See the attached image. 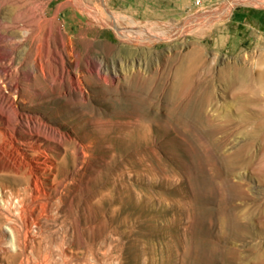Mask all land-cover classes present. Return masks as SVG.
I'll list each match as a JSON object with an SVG mask.
<instances>
[{"label": "rangeland", "instance_id": "rangeland-1", "mask_svg": "<svg viewBox=\"0 0 264 264\" xmlns=\"http://www.w3.org/2000/svg\"><path fill=\"white\" fill-rule=\"evenodd\" d=\"M0 74V130L56 159L26 229L0 171V264L25 234L51 264H264V0H0Z\"/></svg>", "mask_w": 264, "mask_h": 264}, {"label": "bare ground", "instance_id": "bare-ground-1", "mask_svg": "<svg viewBox=\"0 0 264 264\" xmlns=\"http://www.w3.org/2000/svg\"><path fill=\"white\" fill-rule=\"evenodd\" d=\"M2 77H3V74L2 75L0 74V78H2ZM47 79L48 78L46 77V75L43 72L34 73L32 75L31 85L36 87L37 85H39L37 83H39L40 81L42 82V85H44L45 84L44 81ZM45 86H46V84L43 87H45ZM70 89L77 92L78 94H80L79 97H81L83 95L82 91L76 87H72ZM70 93H71V91H70ZM21 98H22V96H21ZM80 99H82V98H80ZM21 100L23 102L24 98H22ZM11 103H13V101H11ZM11 103L8 104L9 105L8 111L13 112V115L17 114L18 112L16 111L17 110L16 106L11 104ZM18 117L22 118V115L18 114ZM24 117L26 119L27 127L29 128L31 135L34 138H40L42 127L47 128L46 123H44L45 121L41 120L42 118L39 119V118H36V116L34 117V115H29V116L25 115ZM1 118H3V117H1ZM1 128H3V127H1ZM6 131H7V129H6ZM45 135L47 137L53 138L52 135H49V134H45ZM17 140L18 139H16L10 132H8V131L3 132L0 130V152L3 153V155H4V158H3L4 163H2V162L0 163V171L11 172L15 176L21 177L25 181V187L22 188V190H19V191L17 190V191L11 192L12 197H14V198L19 197V204L21 205V208L18 209L19 210L18 216H14L12 213L8 212L7 214L9 216V218H7V219L11 218L13 220L15 219L18 221L23 220L24 221V227L26 229L28 227V224L30 223V221L33 220L31 210L27 214V207L29 206V204L31 205V203L34 201V199H37L36 189L42 181L39 177V173L46 170V169L52 168L54 166L56 159L54 157H52V155H50L45 149H43V144L41 142L33 141V142H31V145L28 146L29 147V150L27 151L28 153L25 154V155L30 156L31 159H30V162H26L24 155L22 156V154L20 153V150L16 146ZM15 200H18V199H15ZM42 212H44V211H42ZM38 216H43V215H42V213L39 212ZM33 224H35V223H33ZM16 233L18 234V232H16ZM22 235H24V234H22ZM22 239L23 240H20L18 238L17 253L16 254L13 255V253H12V255H11L9 253V254L5 255V259L7 262H10L11 264H48L51 262V261H49L50 257L48 255V252H47V254L45 253L44 255H40L39 245H37L35 243V240L32 237L25 234L24 238H22ZM40 245H41V243H40ZM61 245H63V244H61ZM61 245H59V246L61 247ZM66 245H67V243H66ZM0 250H1V246H0ZM44 251H45V249H44ZM65 256H67V255L65 254ZM71 257L72 256H70V259H71ZM67 258H65V259H67ZM32 259L34 261H32ZM52 259H53V257H52ZM88 260H90V259H88ZM53 261H55V260H53ZM77 261H79V260L77 259ZM59 264H60V262H59ZM61 264H64V263H61ZM68 264H69V261H68ZM72 264H73V262H72ZM81 264H87L86 260H83V262ZM92 264H98V263L94 262V260H93Z\"/></svg>", "mask_w": 264, "mask_h": 264}, {"label": "built area", "instance_id": "built-area-1", "mask_svg": "<svg viewBox=\"0 0 264 264\" xmlns=\"http://www.w3.org/2000/svg\"><path fill=\"white\" fill-rule=\"evenodd\" d=\"M211 0H189L193 7H202L208 5Z\"/></svg>", "mask_w": 264, "mask_h": 264}]
</instances>
